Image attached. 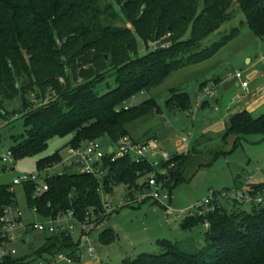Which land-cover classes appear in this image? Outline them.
Listing matches in <instances>:
<instances>
[{
    "label": "trees",
    "instance_id": "16d2710c",
    "mask_svg": "<svg viewBox=\"0 0 264 264\" xmlns=\"http://www.w3.org/2000/svg\"><path fill=\"white\" fill-rule=\"evenodd\" d=\"M234 7L243 12L255 36L264 39V0H0V118L8 120L5 104L19 99L27 128L22 141L10 149L16 161L42 154L56 137L72 136L69 145L75 148L104 138L115 145L138 121L162 114L153 99L128 106L143 91L161 85L178 70L213 59L234 41L238 28L204 47L232 18ZM138 40L144 44L143 53ZM152 44L155 50L149 49ZM174 97L182 111L192 109L187 94ZM232 136L235 148L248 137L264 141V115L243 111L231 118L222 136L223 149L211 152L213 160L227 154ZM198 152L175 155L162 165L167 175L157 178L171 194L184 182L189 159ZM61 161L57 152L39 159L37 170ZM103 169L101 180L79 173L55 175L38 200L32 199L34 185L25 184L29 207H38L43 217L74 210L82 218L87 210L101 207L100 188L107 197L124 186L130 197L144 189L143 179L154 172L148 160L137 163L130 158H106ZM250 187L263 191L264 183ZM16 203L14 192L0 186V217L5 207ZM219 205L210 216L188 217L181 226L190 231L209 223L207 245L201 250L188 252L163 241V253H142L123 264H264V205L230 200ZM44 238L39 255L69 253L73 258L79 247L72 236ZM102 238L113 240V231H105ZM35 261L14 257L0 264Z\"/></svg>",
    "mask_w": 264,
    "mask_h": 264
},
{
    "label": "rangeland",
    "instance_id": "374dc122",
    "mask_svg": "<svg viewBox=\"0 0 264 264\" xmlns=\"http://www.w3.org/2000/svg\"><path fill=\"white\" fill-rule=\"evenodd\" d=\"M118 25L124 26L122 22H118ZM233 28L240 30L239 36L224 47L215 58L178 70L161 85L148 92L140 93L128 106L139 105L153 99L161 108L162 114L151 115L135 124L140 122L143 124L148 120L155 121L164 114L161 124L166 129L161 135H157L160 127L156 126L137 140L143 141L158 136L161 139L157 140L162 150L169 153L170 156H174L186 152V147L177 148L176 142L179 139L189 138L191 145L196 150L203 152L195 153L190 157L183 176L184 182L173 188L172 206L177 212L186 211L198 202L204 201L211 192L217 194L225 190H232L240 184L239 181L251 184L252 182L264 183V141H261V137H248L236 148L234 147L235 140L230 137L228 139L229 152L219 155L215 160L212 159L211 152L223 149L222 140L209 141V138H202L203 134L221 121L219 113L215 110L216 107L224 110L226 104L234 96L238 82L233 77L236 72L244 73L245 78L255 72L257 79L259 77L261 80L259 87L264 86V39L258 38L251 31L241 10L235 9L232 18L224 24L222 31L211 36L204 47L220 41L222 35L230 32ZM138 48L140 53L145 52L144 44L140 40H138ZM149 49L155 50L156 46L152 44ZM249 60L252 61V64L249 63ZM214 76L221 77L225 82L223 80V87L219 86L217 97L211 99L203 94L201 85L205 82L210 83ZM248 80L250 82L249 78ZM253 81L251 80V84ZM213 82L219 84L217 80ZM253 87L255 84H252ZM183 93L190 97L193 108L196 102L203 98L209 102L210 107L200 109L193 120L189 116V112L180 109L179 100L174 97L175 94ZM263 93L264 87L259 90L257 97ZM173 97L174 99H172ZM170 100L172 102L168 106L167 102ZM5 108L9 112V117L8 120L0 118V157L6 156L10 149L21 142L22 136L26 134L27 130L24 120L20 116L21 101L17 99L15 102L6 103ZM15 113H18L17 116ZM71 139L72 136L53 138L48 143L46 151L38 156L17 161L15 169L11 168L9 171H4L3 164L0 162V186H10L16 179L37 173V162L41 158L60 152L62 160H66ZM100 142L105 149L110 143L107 138L101 139ZM226 149L225 152H227ZM39 182L42 183V181ZM13 190L17 201L16 206L23 214L24 222L43 221L42 218L31 212L24 184L14 187ZM106 198L116 205L126 199V188L119 186L112 196ZM155 206L157 205L148 202L140 206L126 207L97 225L96 230L91 234V242L96 250L99 264H123L124 260L134 259L142 253L161 254L163 253L161 245L163 241L177 244L188 252L201 250L207 245L205 225L201 224L190 231H184L181 226L185 222V216L180 217L176 222H169L164 210ZM244 209L249 211L250 207L244 206ZM190 213L195 215L194 210ZM107 230H112L114 233V239L111 241H103L102 235ZM20 235L22 236V232ZM32 236L35 239L32 244L27 243L25 238L21 237L13 245L18 258H28V260H36L45 264H77L73 261H61L58 255L55 257L44 253L39 255L44 246L45 235L32 233ZM73 238L75 242H80L78 231L73 233ZM77 254L79 256L87 255L86 248H82Z\"/></svg>",
    "mask_w": 264,
    "mask_h": 264
},
{
    "label": "built area",
    "instance_id": "2783aa9c",
    "mask_svg": "<svg viewBox=\"0 0 264 264\" xmlns=\"http://www.w3.org/2000/svg\"><path fill=\"white\" fill-rule=\"evenodd\" d=\"M168 48V46H163ZM234 78L241 82L242 88H248V82L244 80V73L236 72ZM219 84L211 81L207 83L202 92L211 99L217 97ZM134 100L136 98H133ZM201 105V100L197 103L196 108ZM192 114V113H191ZM190 114V115H191ZM185 143V141H184ZM189 152V146L186 143V152ZM110 158L111 162L119 159L130 158L137 163L148 160L154 172L145 177L142 183L145 184L144 189L135 193L133 196L126 197L125 200L118 202L116 205L109 202L102 188L99 189V194L102 196V205L100 208H91L85 212L80 218L74 210L59 211L54 215L43 217L40 214L38 207L30 208L31 212L43 219L41 222L25 223L23 214L17 206H7L0 217V262L9 258L17 257V251L13 247L21 237L25 238L28 243V236L32 233H38L46 236H72L78 231L80 242L79 247L86 248L90 256L96 255V250L92 246L91 234L96 230L97 225L109 218L115 212H118L126 207L140 206L141 204L152 202L164 210L168 221H178L180 217H207L215 213L220 207V201L224 200L236 201L244 205H264V190L255 191L250 185L244 186L240 190L223 191L218 198L215 193H210V196L204 201L198 202L192 208L177 212L172 206V195L165 186V181H159L157 174L161 176L167 175V170L162 169V165L171 161L170 154L164 152L159 145L157 138H149L147 140H137L130 135L124 136L115 145L109 143L105 149L100 140L89 141L77 148L69 147L66 160L53 164L44 168L41 171L29 176H24L16 179L8 186L9 191L13 192V188L20 185L32 184L35 187L33 200H38L45 192L49 191L47 181L55 175H64L65 173H79L91 175L101 180L106 170L103 169L104 161ZM0 162L3 164V170L9 171L15 169L16 159L12 153L0 157ZM53 172V173H51ZM44 176V178H43ZM39 181H42L40 184ZM50 204L47 205V208ZM194 210L195 215H191ZM205 228L208 230L210 225L205 223ZM22 232V236L20 233ZM24 232V233H23ZM59 260L71 262L72 259L66 254L58 255ZM34 264H45L35 262Z\"/></svg>",
    "mask_w": 264,
    "mask_h": 264
},
{
    "label": "crops",
    "instance_id": "0c3cea01",
    "mask_svg": "<svg viewBox=\"0 0 264 264\" xmlns=\"http://www.w3.org/2000/svg\"><path fill=\"white\" fill-rule=\"evenodd\" d=\"M249 63L252 64V61L249 60ZM248 78L250 79V82H249ZM214 80H217L219 82L220 88L224 86V84H223V80L224 79H222L221 77L214 76L212 78V81H214ZM244 80L249 83L248 84V88L247 89H243L242 85H241V82L239 80H237L238 82L236 84L237 87H236V91L234 93V96L231 98L229 103L226 104L227 106L225 105L226 106L225 109L221 110V108H218V107H216V109H215L219 113V115L221 117V121L219 123H217L216 125L212 126L207 133L203 134L202 138H209V141H211V140L215 141V139H220V141H221L222 140V136L225 133V129L227 128L228 122L235 115L243 112V110L251 113L254 117H259L261 115H264V93H263V95L257 97L259 90L263 89V87H264L263 85L261 87H259V85L261 84V80L259 79V77L257 79V74H255V72L252 73L247 78H244ZM251 80H254L252 84L253 85L255 84V87H258L259 89L255 88V87L252 88ZM224 82H225V80H224ZM206 84H207V82L203 83L201 85V89H202L203 85H206ZM184 94H186V93H184ZM199 101L196 102L194 108H193V105H192V109L191 110L184 111V112H189V116L193 120L195 119V116H196V114H198V111L200 109H204V108L210 107L209 102L203 98V99H201L200 107L196 108V105H197V103ZM236 102H237V104H235ZM162 120H164V114L159 119H157L155 121L148 120V121H145L143 124L141 122L138 123V124H135L134 126H132L129 129V135L131 137L135 138V139H139V138H141L142 135L146 134V132L149 131L150 129H153L156 126H159L160 128L157 131L158 132L157 135L159 136L166 129V127L162 126V124H161ZM149 121H151L152 123H150ZM158 136H156V138L160 139V137H158ZM232 139L235 140L234 137ZM184 141H185V143H184ZM186 143L189 146V151L192 150V149H195L193 147V145H191V140L189 138H184V139H181V140L179 139L176 142L175 146L177 148H180L182 146L186 147ZM226 150H227V153H228L229 152L228 144H227V149ZM198 153H203V152L199 151ZM177 155H182V154H177ZM171 157H173V156H171ZM186 170H187V168H186ZM186 170H185V172H186ZM185 172H184V174H185ZM239 183L240 184L238 186L242 187V188L244 186H246V185H250L251 184V183H243V182H240V181H239ZM252 184H257V183L252 182ZM13 192H14V190H13ZM155 207H157V206H155ZM154 211L156 212L155 208H154ZM33 242H35V239H33ZM82 248L78 247V249L76 251V254L73 256V258H71L73 262H75L77 264H99V260L97 259L96 255L95 256H90L87 253V255H80L79 256L77 253Z\"/></svg>",
    "mask_w": 264,
    "mask_h": 264
},
{
    "label": "water",
    "instance_id": "95a60500",
    "mask_svg": "<svg viewBox=\"0 0 264 264\" xmlns=\"http://www.w3.org/2000/svg\"><path fill=\"white\" fill-rule=\"evenodd\" d=\"M33 236L32 235H30V236H28V243H30V244H32L33 243Z\"/></svg>",
    "mask_w": 264,
    "mask_h": 264
}]
</instances>
